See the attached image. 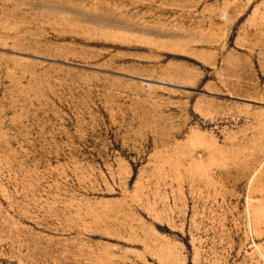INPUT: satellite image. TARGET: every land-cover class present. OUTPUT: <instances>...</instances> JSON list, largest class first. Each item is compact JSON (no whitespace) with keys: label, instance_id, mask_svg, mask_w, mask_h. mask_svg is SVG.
<instances>
[{"label":"rangeland","instance_id":"1","mask_svg":"<svg viewBox=\"0 0 264 264\" xmlns=\"http://www.w3.org/2000/svg\"><path fill=\"white\" fill-rule=\"evenodd\" d=\"M0 264H264V0H0Z\"/></svg>","mask_w":264,"mask_h":264}]
</instances>
